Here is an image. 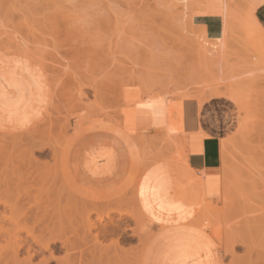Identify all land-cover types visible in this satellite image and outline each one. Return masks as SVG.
Segmentation results:
<instances>
[{
    "label": "rangeland",
    "instance_id": "374dc122",
    "mask_svg": "<svg viewBox=\"0 0 264 264\" xmlns=\"http://www.w3.org/2000/svg\"><path fill=\"white\" fill-rule=\"evenodd\" d=\"M223 1L238 2L226 22L219 11ZM245 1L207 0L201 4V0H0V66L20 62L36 71L26 65L0 71V96L11 88L9 96L0 100V138L14 139L16 143L23 139L19 150L32 152L31 172L57 174L60 190H65L64 184L72 188L77 185L74 188L78 193L93 199L123 197L120 210L127 219L126 228L120 234H111L112 239L111 235L99 234L101 227L90 231V239L84 222L82 226V220H77L83 213L80 207L79 217L74 210L71 213L76 216L75 232L74 228L36 231L35 240L21 233L22 239L28 238L32 247L41 251L42 256L38 255L33 264L51 255L54 260L50 264H111L109 260L118 264L121 256L126 257L125 264H135L142 249L144 264L150 243L145 245V240L154 238L158 226L143 210L138 221L126 215L140 206L139 197L141 202L164 204L168 212L179 217L189 215L204 201L196 186L173 172L174 161L170 159L174 157L162 155L160 149L167 148L172 140L150 139L149 146L142 145L138 152L141 155L135 157L116 130H128V108L142 98L148 85L154 92L168 91L174 112L179 102L187 99L186 92L208 96V86L213 85L222 92L232 77L233 86L244 96L245 108L237 105L241 127L230 141L231 156L225 165L235 169V184L242 185L243 195L239 196L237 190L227 194L224 180L222 204L205 206L192 224L214 233L225 256L224 264H264V73L246 75L250 66H264V44L251 27H245ZM246 56H252V60ZM32 119V124L22 127ZM146 170L154 187L142 188L136 197L134 184L138 182L139 187ZM66 180L71 183L66 184ZM91 205L85 209H94L95 204ZM112 205H108L110 212L105 211L116 220L121 214ZM215 209L214 214L204 216L206 210ZM92 217L93 221L98 218ZM202 222L204 226L198 225ZM79 226L81 232L76 228ZM134 227L139 231L136 235ZM76 230L78 236L74 235ZM53 239L58 242L53 244ZM2 241L1 247L6 244ZM47 243L51 249L44 250Z\"/></svg>",
    "mask_w": 264,
    "mask_h": 264
},
{
    "label": "bare ground",
    "instance_id": "6f19581e",
    "mask_svg": "<svg viewBox=\"0 0 264 264\" xmlns=\"http://www.w3.org/2000/svg\"><path fill=\"white\" fill-rule=\"evenodd\" d=\"M31 1L32 0H30V2ZM206 1L207 0H201V2H202L201 4H204ZM245 2H247V5H248V12H247V19H246L248 23L246 24L245 27L246 28H247V26L251 27V31L257 33L259 35V38H260L261 42L264 44V34H263V31H262V28H261L260 24L258 23V21L255 18V12H256V10L259 7L264 5V0H247ZM237 3L238 2L229 4L228 2H225V1L222 2V5L220 6L219 11L221 12L222 16L225 18V22H226V17L227 16L229 17L230 15L233 14V12H231V11H232V9H233V7L235 5H236L235 7H237ZM34 5L36 6L35 2H34ZM30 10H32V9H30ZM233 11H235V10H233ZM219 21H220V19H219ZM222 24H224L223 21H222ZM225 24H226V26H230L227 23H225ZM234 27H235V25H234ZM236 27H237V25H236ZM227 32H228V30H227ZM234 32H237V31L235 30ZM234 34H236V33H234ZM227 36H226V38H228V40H229V36L228 37ZM228 40H226L227 43H228ZM233 40H236V38H234ZM239 41H241V40H239ZM233 43L234 42H232V44ZM232 44H231V47L233 46ZM263 44H262V46H263ZM239 45H240V42H239ZM262 48L264 49V46ZM246 52L247 51L244 50V54H246ZM249 53H251V52H249ZM246 55H248V54H246ZM247 58H249V57H247ZM249 59L252 60V56H250ZM260 62H262V61H260ZM249 64L250 63H247V65H249ZM242 65H243V63H242ZM255 65H257V64L255 63ZM253 67H254V65H253ZM253 69H252V66H250V68L247 69V72H246L247 77L248 76H250V77L251 76H255V75L259 74L260 72L264 73V66L263 65H262L261 68L258 67V68H255L254 70ZM248 70H250V71H248ZM240 73H241V71H240ZM240 73H238V74H240ZM234 79H235V77H232L231 80H230V78L228 79V80H230L232 82L226 80L227 82H230L228 86L225 84L224 81H222L225 84V86L227 87V88L225 87L226 89L223 88L224 91L221 90L222 92H219V89L217 88V86L215 87L213 85V87H211V88H210V86H208L210 88V89L208 88V91H210L208 96L207 95L204 96L203 95L204 93H201V94H195L194 93L193 94L192 92H186L185 96L187 98L199 99V101L201 103L207 101L208 99H210V98H212L214 96H216V97H225V98H228V99L232 100L237 105H239L240 108H245L244 96L240 92V89H238L235 86H233L234 83H235V82L233 83ZM242 83L243 82H241V84ZM230 84H232V86H230ZM252 86H251V88H252ZM222 87H220V88H222ZM152 88H151L150 85H148L144 90L142 89L143 90L142 98L141 99L139 98L140 100L136 101V104L134 103L135 106L132 105V106H130V108H128V114H127V116H128L127 117L128 118V130L127 131H124V130H121V129L120 130L119 129L116 130L117 133L119 134V136L121 138H123V141H124L125 145L130 150V153L133 156H135V157L137 156L138 152L140 151L142 145L143 146H149L148 145L149 143L147 142L148 140L146 138L145 139L144 138L143 139L142 138H137L136 135H135L133 115H134V111H135L136 107L138 105H165V106L168 107L169 110H171V109L173 110V108H171V105H170L169 100H168V94H167L168 91L163 90V91L154 92L155 90H152ZM208 91H207V93H208ZM181 103H182V101H181ZM181 103L179 102V104H178L179 106L178 105L174 106L175 108L178 106L177 111L174 110L176 115H177V113L179 114V108L181 106ZM172 114L173 113H171V120H172V122H174L175 121V120L173 121L174 115L172 116ZM249 118H248V120H249ZM175 132L176 131L174 130V128L172 126H170L169 134H168V136L166 138L167 139H171V137H173ZM152 138H154V137H152ZM137 140L139 142H137ZM230 140H228L226 143L224 141V146H223V151H222V153H223L222 159H223V163H224L223 165L228 163L229 156H231L230 155V153H231L230 152ZM22 142H24L23 139H21L19 142L16 143L14 139L0 138V243H1L2 240H3L2 243L4 241H5L4 243H6V244L8 243L6 248L4 247V245H6V244H4L2 246L5 249L2 248L1 245H0V254H2L0 256V258H1L0 264H33V260L38 255L39 256H42V255H40L41 254L40 250L37 249L38 251H36V248H34V246L32 247V245L30 244L31 242L30 243L28 242V238L33 237L32 239L35 240L36 238L34 237V233L36 231H39V233L41 231V233H42V232H45V231H48V230L49 231L50 230L54 231L56 228L57 229H62V228L63 229H69V228L73 229L74 225H75L74 224L75 223V219H76V216L74 217V215L73 216L71 215L73 210H74V214L75 213L78 214L79 210H83L82 211L83 213L81 214L80 217H79V214L77 215V217L80 218V219L77 218V220L80 221V222L82 220V222H81L82 226H84L83 225V222H84V224H85L84 227L89 230V233H88L89 236L87 235L89 238H90V234H91L90 231H92L94 229L98 230L100 227H101L100 229H102V232L101 231L100 232L97 231V232H99V234L102 233L103 234L102 236H107V235H111V234L112 235L113 234H120L123 231V229L126 228V227H124V222L127 221V219L124 218V215L122 214V212L120 210V208H121V206L123 204V201H124L123 197H119V198H116V199L113 200L112 198L108 199V198L111 197V195H110V197H108V198L106 197L107 199L105 198V199L102 200V198H101V199H99L100 200L99 201V200H97V198L93 199L92 196L85 195L84 193H78V191H76L75 188H74L77 185L72 188V187H69V186L64 184V186H66L65 190L62 189V188L60 190V177L57 174H49V173L48 174H38L37 170L34 171L35 173L31 172V170L33 168H31L29 166L32 165V163L34 161V160L32 161L33 154H32V152H29V151H20L19 150L21 148ZM152 143L155 144L153 141H152ZM153 146H155V145H153ZM55 150L56 149H54L52 153L55 154V152H56ZM144 150H146V149H144ZM151 152L152 151H150L149 153H151ZM54 154H53V157H55ZM56 155L58 156V154H56ZM138 155H141V154L139 153ZM137 158H139V157H137ZM64 159H65V157H64ZM131 159H132V157H131ZM15 161H17L16 165H14ZM132 161H133V159H132ZM61 163H63V162H61ZM24 165H26V166L28 165L27 166L28 168L25 169ZM34 166L37 167V165H35V164H34ZM39 166H40V164H39ZM40 167H42V166H40ZM232 167L226 166V165L223 167V176H224V180H225L226 193L228 194V193L232 192L233 190H235V191L237 190L236 192L239 193V196H242L243 195V193H242V189H243L242 185L240 183H239V185L235 184V176H236L235 174H236V172H235V169L232 168ZM42 168L46 169L45 166H43ZM24 170H26V171H24ZM40 171H42V170H40ZM35 174H36V176H35ZM79 175L82 176L80 174V172H79ZM82 178H83V176H82ZM137 181H139V179ZM203 181L204 180H202V182ZM36 182H38V184ZM67 183L70 184L71 182H69V181L67 182V180H66V184ZM135 185H136V191L134 193H135V196H136V194L138 192V187H137L138 186V182H136L134 184V186ZM197 188H198L199 195H200L202 201H204V202L206 201L207 196L210 195L211 193L214 192L213 194L215 196L218 195V192H217V194H215V192L217 190L216 186H214V188H212V186H210V185L207 186V184H206V187H205L206 189L204 191L200 187H197ZM78 190H81V189H78ZM62 191H64L63 194L60 193ZM86 194H88V193H86ZM115 195H117V194H115ZM108 200H110V201H108ZM111 200H113V201H111ZM96 203L97 204H101L100 205L101 207H99V206L97 207ZM91 204L93 206L95 204L94 209H91V210L89 208H88L89 210L85 209L88 206H90ZM111 204H114V205H112L113 208H114V206H116V208L114 210L116 212L119 211L120 214H121V217L117 218L118 220L116 219L117 221L114 218L113 219L115 221H113V219L109 215V213H107L105 211L106 209L108 211L110 209H112L110 207ZM108 205H110V206H108ZM80 207L83 208V209H81ZM137 207L138 208L136 209V211L132 212L131 214H126V215H131V217L133 219H135V221H138V219L140 218L139 214L143 213L142 212V208L140 206H137ZM78 208H80V209L77 210ZM206 211L204 212V216L205 215L209 216L211 214H214L216 212V209H215V211L214 210H210V211H207V212ZM93 215H97V217H98L97 219H94V221L92 220V218H93L92 216ZM78 224L79 223H77V225ZM81 224H79V225L81 226ZM198 225L204 226V223L203 222L202 223H198ZM80 226L76 227V228L80 230L81 229ZM86 229L83 230V232L85 231V235L84 236H86V233H87ZM74 230H75V228L73 229V231ZM126 230H130V228H127ZM77 231L78 230H76V233H77ZM25 232L28 235V238L22 239L21 233H25ZM69 232H70V234L72 233L71 231H68V233ZM78 232H81V230L78 231ZM97 232H96V234H97ZM132 232L136 235L139 232L138 228H136V227L132 228ZM187 232H188L187 233L188 236L193 237V238H197L202 243V245L206 248L207 253H208V257H209V262H210L209 264H219L217 254L215 252L214 244H212V242L207 240L205 237H202L199 234H197V232H195L193 229L192 230L188 229ZM82 233H80V234H82ZM49 234H52V233H49ZM72 235H73V233H72ZM74 235L78 236V233L74 234ZM112 235H111V239H112ZM156 235L157 234H155V236ZM51 236H49V238ZM56 236H61V235H56ZM117 236L118 235H116L115 237H117ZM19 237H21V238H19ZM79 237H78V239H79ZM88 237L86 238V242H88L87 241V239H89ZM107 237H109V236H107ZM190 237L187 238V239H191ZM91 238H92V236H91ZM81 239L83 240L84 238H80V240ZM59 240L62 243L64 242L62 239H59ZM76 240H77V238H76ZM76 240H75V242H76ZM95 240H97V242H98L99 238L98 239L97 238L94 239V241ZM48 241H50V240H48ZM54 241H56V240L55 239L51 240L52 243ZM83 241L82 242L85 244V240H83ZM151 241H152V236H149L147 238V240H145V245H147ZM193 241H195V240H193ZM35 242L37 244L40 243L38 241H34V243ZM56 242H58V241H56ZM100 242H102V241H100ZM92 243H94V242H92ZM96 243H95V245H97ZM53 244H55V243H53ZM117 244H119V243H117ZM50 245H51L50 243H47L43 247V249L44 250L51 249ZM95 245L93 246L94 249H96ZM86 246L88 247V244ZM72 247H73L72 250H75L74 246H72ZM90 247L91 246L89 245V248ZM99 248H100V246L97 249H99ZM144 249H145V247H144ZM1 250H2V252H3V250H5L4 253H1ZM61 250H63V249H61ZM142 251L139 254L137 252V254H138L137 258L134 257V258H136L135 264H142L144 250L142 249ZM52 252H54V251H52ZM78 252H79V250H78ZM68 253L69 252L66 251L67 255H68ZM70 253H71V251H70ZM23 254H25V256H23V258H20L21 255H23ZM147 254H149V253H147ZM45 256H46V254H45ZM151 259H152V257H149V259L147 260V262L145 264H151L152 263ZM53 260H54V257H53V255H51L50 258L44 259L42 262L40 260L41 263H39V264H50V263H52ZM118 260H119V262L117 261L118 264H123V263L125 264L126 257L121 256V257H119ZM63 261H65V260H63ZM109 261L112 264V262H111L112 260H109ZM113 261H115V258L113 259ZM68 263L70 264V262H68ZM59 264H60V262H59Z\"/></svg>",
    "mask_w": 264,
    "mask_h": 264
},
{
    "label": "crops",
    "instance_id": "0c3cea01",
    "mask_svg": "<svg viewBox=\"0 0 264 264\" xmlns=\"http://www.w3.org/2000/svg\"><path fill=\"white\" fill-rule=\"evenodd\" d=\"M255 18L264 34V5L256 10ZM217 36L218 34L209 35V38L213 39ZM16 65L26 64L20 62L5 64L0 66V71L12 69L13 66L16 68ZM26 66L36 73L31 66ZM10 91L11 88H8L0 96V100L7 98ZM40 107L38 108L40 109ZM170 112L173 113L172 116L174 115V122L171 120ZM179 114L177 113V116L165 105H138L133 115L135 135L137 138H146L147 140L152 137L161 138L163 141L172 139L167 148L160 150L163 152L162 155L174 157L170 159L174 161L171 165L173 172L182 175L189 185L200 187L203 191L206 189V184L212 188L216 186L215 194L218 192V195L215 196L214 192L211 193L203 204L196 206L185 217L168 212V208L164 204L160 206L157 202L150 203L147 200L141 202L139 197L142 210L158 226L155 228V232L158 231L157 235L148 245L144 264L149 257H152L151 264H209L206 248L197 238L187 235L188 229H193L197 234L211 241L214 244L219 264H224L225 256L214 233L210 229L203 231L192 223L198 219L205 206H220L223 202L222 151L224 141L226 143L228 140H232L241 127L240 111L232 100L214 96L203 103L196 98L183 100ZM35 119L29 122L27 120L21 124L22 127L32 124ZM170 126L176 132L171 139H167ZM148 172L149 170H146L141 177L138 191L146 186L150 189L154 187L153 183L149 181ZM201 179L204 181L202 182ZM189 237L191 239H187Z\"/></svg>",
    "mask_w": 264,
    "mask_h": 264
}]
</instances>
